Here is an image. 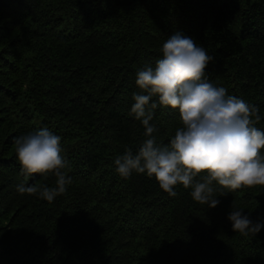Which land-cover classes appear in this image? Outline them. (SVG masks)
<instances>
[{
  "label": "trees",
  "instance_id": "obj_1",
  "mask_svg": "<svg viewBox=\"0 0 264 264\" xmlns=\"http://www.w3.org/2000/svg\"><path fill=\"white\" fill-rule=\"evenodd\" d=\"M177 32L214 57L209 82L258 107L264 131V0H0V264H264V227L243 236L228 219L235 206L264 224V186L213 182L209 208L182 184L171 197L154 176L115 171L148 138L131 113L146 94L137 72ZM153 101V136L168 145L179 111ZM43 128L72 181L52 202L17 190L56 187L16 157L14 138Z\"/></svg>",
  "mask_w": 264,
  "mask_h": 264
},
{
  "label": "clouds",
  "instance_id": "obj_2",
  "mask_svg": "<svg viewBox=\"0 0 264 264\" xmlns=\"http://www.w3.org/2000/svg\"><path fill=\"white\" fill-rule=\"evenodd\" d=\"M162 58L155 67L137 72L136 84L146 94H133L131 113L145 128L144 140L137 153L129 149L115 159V171L122 178L132 173L154 176L160 188L175 197V186L191 188V196L201 205L215 208L213 182L221 189L234 192L241 188L264 186V131L254 125L260 121L257 106L229 95L224 87L214 86L206 76V68L214 57L191 37L180 32L171 35L162 45ZM158 97L160 106L178 109L182 127L168 145L157 143L158 131L150 124ZM60 136L47 128L14 138L16 157L26 178L53 174L56 187L25 186L23 194H39L52 202L66 191L71 177L64 169L68 162L62 155ZM203 174L202 179H196ZM226 193L222 192L221 195ZM228 219L234 231L255 236L264 227L252 221L243 209L232 206Z\"/></svg>",
  "mask_w": 264,
  "mask_h": 264
}]
</instances>
